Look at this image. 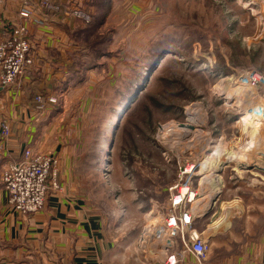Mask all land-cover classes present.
<instances>
[{"label": "rangeland", "instance_id": "1", "mask_svg": "<svg viewBox=\"0 0 264 264\" xmlns=\"http://www.w3.org/2000/svg\"><path fill=\"white\" fill-rule=\"evenodd\" d=\"M38 8L42 15L54 14L66 34L67 47L51 55L68 67L71 78L61 93L56 86L34 93L32 105L36 109L39 94L54 96V104L62 101L57 121L66 129L71 162L93 193L108 197L104 205L116 196L122 208L131 195L129 206L136 201L129 216L140 219L146 199L156 213L168 193H182L177 184L192 177L201 193L192 205L204 198L205 214L198 218L204 227L226 212L222 226L239 216L241 203L232 193H244L257 211L236 225L247 216L248 223L264 221V172L256 166L264 161V123L247 117L264 107V88L244 79L251 70L264 78V0H42ZM19 22L0 21V37ZM29 39L34 49L30 30ZM32 57L26 77L40 72L33 70L40 64L34 52ZM142 77L145 85L127 97ZM241 83L250 86L241 100L226 97ZM136 95L144 99L134 110ZM218 142L226 162L217 171L221 187L208 206L203 202L212 189L200 185L204 175L197 172Z\"/></svg>", "mask_w": 264, "mask_h": 264}, {"label": "crops", "instance_id": "2", "mask_svg": "<svg viewBox=\"0 0 264 264\" xmlns=\"http://www.w3.org/2000/svg\"><path fill=\"white\" fill-rule=\"evenodd\" d=\"M41 2L29 0L34 11L31 17L20 20L18 11L22 0H0V21H22L28 25L35 39V61L40 62L36 63L37 67L34 64L33 70L41 72L22 78L7 89L0 87V125L8 119L10 129L8 139L0 148V264H166V255L178 253L182 248L179 236L170 238L172 242L168 246V237L154 236L149 240V234H144L152 223L165 217L168 200L164 199H169L170 194L162 197L165 203L156 213L151 200L146 199L143 214L135 213L140 219L129 216L136 201L132 199L129 206L131 195L122 208L117 207L116 196L108 199L107 207L104 204L108 197L93 193L88 181L71 162V144L64 135L66 129L57 121L61 114L57 106L62 101L49 106L45 112L32 105L34 93L45 92L43 89L53 92L51 86L59 88V93L60 87L66 86L71 78L68 67L56 62L61 59L51 55L54 50L62 51L67 47L66 34L56 26L54 14L50 11L41 14L38 8ZM30 145L34 151L49 152L56 157L61 190L51 193L41 210L22 216L8 208L1 175L10 162L21 158L26 147L31 148ZM231 196L241 203L240 212L226 226L215 225L211 220L204 227L202 220H198L205 214L203 204L195 203L198 214L192 229L208 238L210 251L203 260H197L190 252L183 253L177 264H264V221L248 223L247 216L244 223L236 225L237 219L257 211L255 205L250 208L246 204L248 198L244 193L242 198L234 193ZM263 201L260 202L264 205ZM119 211L124 220L118 230L115 226L120 222L117 221ZM262 212L259 209L258 213ZM213 226L218 227L212 229Z\"/></svg>", "mask_w": 264, "mask_h": 264}, {"label": "built area", "instance_id": "3", "mask_svg": "<svg viewBox=\"0 0 264 264\" xmlns=\"http://www.w3.org/2000/svg\"><path fill=\"white\" fill-rule=\"evenodd\" d=\"M33 11L34 9L29 6V0H22L20 17L29 18ZM32 55L33 48L26 23L19 22L4 31L0 37L1 88L19 83L30 73L33 66ZM248 76L251 78L247 79ZM244 79L251 81L252 85L257 84L264 88V78L257 71L247 72ZM36 100L37 110H43L44 105L57 102L54 96L43 98L41 94L36 96ZM9 132V120L4 119L0 129V148L8 139ZM256 166L264 172V161L262 165ZM189 173L191 174V171ZM191 179L192 177H189L183 183L177 184L181 186L182 193H169L165 217L152 223L144 234L146 236L149 234V240L154 236H166L168 246L172 242L170 238L179 236L182 248L178 253L167 254L166 264H177L186 252H190L197 260H203L210 251L208 238L192 229L193 220L197 216L192 204L200 193L194 190ZM1 182L7 193L8 207L22 216L33 214L45 206L51 193L61 190L57 178V159L52 155L25 148L20 159L10 162L4 168Z\"/></svg>", "mask_w": 264, "mask_h": 264}, {"label": "bare ground", "instance_id": "4", "mask_svg": "<svg viewBox=\"0 0 264 264\" xmlns=\"http://www.w3.org/2000/svg\"><path fill=\"white\" fill-rule=\"evenodd\" d=\"M249 88H250L249 85L245 83H241L238 86L230 88L231 90L226 97L238 98L241 100V98L245 95L244 93ZM247 117H253L254 121H260V122L263 121L262 122L263 124L264 123V107L260 108V110L257 111V113L255 114L247 115ZM190 118L192 119V117ZM224 162H226V154L223 150L222 144L218 142L217 144L213 146L212 152L208 155L206 154L205 157H203V160L199 163V170L197 173H199L200 175H204L201 178L199 183L201 186H204V184H208L210 188L212 189L211 191H209V193L206 196V199L203 202L204 204L208 206L210 205L211 201H213L215 195L217 194V190L221 187V181L218 178L217 171H219L221 165ZM202 200H197V202L202 201ZM228 216H229L228 212H226V216L225 217L222 216L224 218H220V217L216 218L214 220L215 225H218V223L223 224L224 222H226Z\"/></svg>", "mask_w": 264, "mask_h": 264}, {"label": "trees", "instance_id": "5", "mask_svg": "<svg viewBox=\"0 0 264 264\" xmlns=\"http://www.w3.org/2000/svg\"><path fill=\"white\" fill-rule=\"evenodd\" d=\"M104 1H106V0H104ZM102 52V53H101ZM97 53H99V54H103V53H105L103 50H101V49H97ZM167 53V52H166ZM152 69V68H151ZM150 70V69H149ZM163 70V69H162ZM161 70V71H162ZM143 80H145V77L143 78H141V80H139V81H137L134 85H133V87H131L130 89H129V92L127 93L128 94V96L127 97H129V96H132V94H133V92L135 91V90H137V88H139V87H141V85L143 84L142 82H143ZM156 80H157V78L155 77V79H153V81H152V83L151 84H154L155 82H156ZM150 84V85H151ZM145 85V82H144V84H143V86ZM135 94V93H134ZM139 98V96L138 95H136V97H134L133 99H138ZM143 97L141 98V99H138V101L134 104L135 105V107L133 108L134 110L136 109H138V107L141 105V103H142V105H143ZM126 105V103H123V104H120V109H122L124 106ZM114 120H115V118H114ZM117 130V127L113 130V132H115Z\"/></svg>", "mask_w": 264, "mask_h": 264}, {"label": "water", "instance_id": "6", "mask_svg": "<svg viewBox=\"0 0 264 264\" xmlns=\"http://www.w3.org/2000/svg\"><path fill=\"white\" fill-rule=\"evenodd\" d=\"M214 199H215V197H214ZM214 199H213V202H214Z\"/></svg>", "mask_w": 264, "mask_h": 264}]
</instances>
